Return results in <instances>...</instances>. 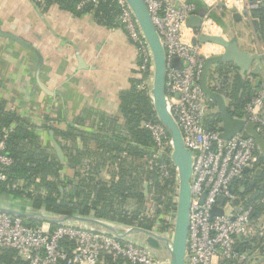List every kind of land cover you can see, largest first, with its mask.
<instances>
[{
    "label": "built area",
    "instance_id": "obj_1",
    "mask_svg": "<svg viewBox=\"0 0 264 264\" xmlns=\"http://www.w3.org/2000/svg\"><path fill=\"white\" fill-rule=\"evenodd\" d=\"M99 1L80 0L77 8L85 4L95 7ZM110 1L118 11L117 23L114 24L119 25L136 46L138 68L152 80V54L130 6L126 0ZM143 1L165 51L168 109L180 128L184 146L194 153L184 264H243L245 256L238 250L237 244L247 242L256 234V223L252 217L254 204L246 197L238 196L232 186L244 177L246 167L255 170L258 146L244 132L224 139L220 136V124L214 129L206 126L212 101L200 88L204 59L198 51L199 45L192 44L191 39L201 33L205 21L211 18H204L201 28L195 32L186 25V19L195 11L193 3ZM235 1L238 9L244 7L248 11L261 2ZM223 2L228 3L227 0ZM176 58L182 62L181 67L173 65ZM144 82L143 79L140 86H144ZM242 118L252 123L255 131L264 137L263 86L254 91L244 106ZM143 126L151 134L153 157L163 159L159 167L160 177H173L175 181L177 201L178 172L171 160V138L158 119L146 121ZM9 129L0 133V181L6 179L5 169L12 163L5 151ZM220 196L223 202L218 201ZM213 208L222 209V213L212 214ZM168 218L172 219L169 222L173 225L174 216ZM172 231L173 226L165 233L171 236ZM0 248L15 249L19 258L27 264H167L166 259L158 257L146 245L130 237L66 224L49 229L41 225H27L21 217L2 211Z\"/></svg>",
    "mask_w": 264,
    "mask_h": 264
},
{
    "label": "crops",
    "instance_id": "obj_2",
    "mask_svg": "<svg viewBox=\"0 0 264 264\" xmlns=\"http://www.w3.org/2000/svg\"><path fill=\"white\" fill-rule=\"evenodd\" d=\"M174 1L197 2L193 14H200L203 19L211 17L208 34L218 35L219 29L227 27L228 30H224L227 37L231 33L241 49L257 54L260 57L258 73L253 74L250 69L239 70V73L251 83L259 81L264 87V47L258 28L255 31L250 23L251 19H256L250 15V10L249 16L243 15L245 8L238 9L235 0H227L224 7L220 0ZM228 7L237 10L242 18L235 19V11H229ZM247 28L251 37L257 38L255 47L247 41ZM1 33H13L32 47L23 46ZM35 50L40 53L41 60ZM138 63L136 46L117 24L102 23L92 13L77 14L55 1L39 6L34 0H0V105L34 126L40 145L48 151L55 152L53 140L67 148L97 149L95 140L83 136L102 134L110 137L114 131H119V125L123 123L120 96L131 88L132 81H143ZM50 126L61 131L71 127L81 134L74 138L55 136ZM60 162V178H72L73 167L65 156ZM85 162L89 165L90 159ZM87 168L84 166V170ZM257 168L263 174L264 166ZM258 177L250 175L249 179L255 180L256 184L243 186L242 190L243 196L259 191L252 200L248 197L253 203L264 202V180H258ZM98 178L109 182L111 176L102 168ZM0 204L35 210L27 198L9 194L0 196ZM254 220L256 234L247 242L237 244L245 256L243 264H264V203Z\"/></svg>",
    "mask_w": 264,
    "mask_h": 264
},
{
    "label": "trees",
    "instance_id": "obj_3",
    "mask_svg": "<svg viewBox=\"0 0 264 264\" xmlns=\"http://www.w3.org/2000/svg\"><path fill=\"white\" fill-rule=\"evenodd\" d=\"M55 1L61 6L77 14L91 13L102 23L114 24L118 11L110 0H100L95 7L85 4L77 8L80 0H43L36 2L41 6ZM195 10L197 2H193ZM102 12V13H101ZM250 15L258 19V35L264 47V0L258 7L250 9ZM117 23V22H115ZM147 73H143V79ZM142 80V79H141ZM139 80L132 81V86L120 96V113L123 123L119 131H114L110 137L102 134H87L84 139H93L97 149H79L76 146L67 148L59 143L65 158L73 167L72 178L61 179L59 169L61 162L55 152L48 151L40 145L34 126L29 125L18 114L6 110L0 105V133L9 129L5 140V151L12 159L6 167V179L0 181V196L12 195L30 200L35 210L62 216H84L116 221L123 224L137 225L145 229L164 232L170 228L168 213H173L176 205L172 202L175 189L173 177L161 178L159 167L163 159L149 158L144 150L151 149L152 138L149 130L142 125L144 121H156L151 98L146 90L138 87ZM209 85L227 99V108L232 117L242 118L244 106L252 97L254 91L260 88L259 81L251 83L242 77L239 69L232 63H218L208 76ZM212 106L215 104L212 101ZM112 120L116 121L117 118ZM206 126L214 129L220 124L217 112L210 113L205 120ZM55 136L74 138L80 135L70 127L61 131L50 126ZM123 129V130H122ZM146 152V151H145ZM258 166H264V159L259 151ZM147 158V163L135 164V159ZM90 159L88 165L85 160ZM150 162V163H149ZM84 166H88L84 170ZM102 168L110 174L109 182L98 178ZM255 176V170L244 174V178L233 183V190L243 197V186H249V177ZM264 180V172L258 180ZM148 182L149 193L154 202L151 215L144 208L145 196L143 182ZM249 202H251L249 200ZM253 203V201L251 202ZM254 218L263 207V203H253ZM22 221L27 225H41L51 228L54 224L46 220L34 218ZM0 264H27L17 255L15 249L0 248Z\"/></svg>",
    "mask_w": 264,
    "mask_h": 264
},
{
    "label": "water",
    "instance_id": "obj_4",
    "mask_svg": "<svg viewBox=\"0 0 264 264\" xmlns=\"http://www.w3.org/2000/svg\"><path fill=\"white\" fill-rule=\"evenodd\" d=\"M253 1L255 0H250V2ZM126 2L130 6L152 54L153 75L149 97L152 100L156 118L163 125L171 138V160L178 172V196L176 201L172 235L169 236L166 233L145 229L137 225L123 224L101 218L84 217L78 215H54L51 213H46L43 210H25L15 206H6L3 204H0V211L25 219L34 218L38 220H46L54 225L66 224L84 228H92L108 232L118 237H130L133 239L136 238L139 243L146 245L153 253L161 251L158 257L166 259L167 264H184L187 244L188 214L191 197L190 181L192 176L194 153L184 146L180 128L168 109L166 103L165 51L152 22L146 4L143 0H126ZM220 5L223 7L225 6L224 2H221ZM242 14L249 16V11L244 9ZM233 17L237 20L242 18L239 12H234ZM202 21L203 18L200 14H191L186 19V25L192 28L195 32H198L201 28ZM250 23L256 31L258 28V21L256 19H251ZM2 36L11 38L23 46L32 47L31 44L27 43L22 38L13 33H3ZM191 43H211L219 45L222 49V51L218 52L217 54H211L207 56L204 54L200 55L201 58L204 59V63L199 81L202 92L208 98H210L211 101H213L217 110L216 112L220 116V136L224 139H230L235 134L244 132L255 140L258 149L264 158V137L255 131L254 125L252 123L247 122L243 118L232 117L227 108V99L224 97V95L210 86L208 82L209 73L215 69L218 63H232L241 72L250 69L251 73L256 74L260 70V64L258 63L260 57L257 54H250L248 51L241 49L235 40H229L221 35L199 33L196 37L191 39ZM35 51L37 53L38 59L41 60L40 53L37 50ZM173 65L176 67H181L182 62L176 58L173 61ZM49 133L53 135V131L50 130ZM52 143L58 159L63 161L64 156L60 146L55 140H53ZM249 171L250 168L248 167L244 169V173ZM260 174L261 169H255V175L259 176ZM250 184L255 185L256 182L252 180L250 181ZM262 187H264V183L262 184ZM144 188L146 191V183L144 184ZM241 190H244V188H241ZM258 193L259 191L257 190L250 196L255 197V195ZM223 200L224 199L221 196L218 198V201L220 202H223ZM211 213L221 214L222 209L213 208Z\"/></svg>",
    "mask_w": 264,
    "mask_h": 264
},
{
    "label": "rangeland",
    "instance_id": "obj_5",
    "mask_svg": "<svg viewBox=\"0 0 264 264\" xmlns=\"http://www.w3.org/2000/svg\"><path fill=\"white\" fill-rule=\"evenodd\" d=\"M221 2H223V0H220ZM229 8V11L230 10H234L235 12H237V10H235V9H232L231 7H228ZM209 18H211L210 16H209ZM218 28H219V26H218ZM221 28V27H220ZM220 30V34H218V35H221V36H223V37H225V38H227V39H229V40H235L236 38H234V37H232V36H230V35H232L231 33H230V35H229V37H227L226 36V32L225 31H227L228 29H227V27H224V29H219ZM225 30V31H224ZM237 30V32L240 34V33H242L243 34V31H240V29H236ZM247 30H248V34H247V41L248 42H250L251 44H254V47L256 46V41H257V38L254 36L253 38L251 37V33L249 32V29L247 28ZM201 33H206L205 32V29L203 30H201ZM198 45H199V48H198V51H199V53L200 54H204V51L206 52V53H208L209 51H211V50H213L214 51V53H209V54H207V55H211V54H217L218 53V51H219V48H217V46H211V45H206V46H204L203 44H200V43H198ZM212 51V52H213ZM215 52H217V53H215ZM204 55H206V54H204ZM206 55V56H207ZM151 79L149 78V75L147 74L146 76H145V79H144V86H139V88H141V89H144V90H146V92H147V94H148V96H149V91H150V88H151V81H150ZM217 110H216V108H215V106H212V108H211V111L209 112V114L210 113H214V112H216ZM208 114V115H209ZM144 122H146V121H144ZM144 122H142V125H143V123ZM146 151V152H145ZM144 153L145 154H147V155H149V158H150V156H151V158H153V159H158L157 157H153V149H152V147H151V149H146V150H144ZM148 158V157H147ZM147 158L146 157H143V158H141V159H135V164H140V163H142V164H144V163H147ZM150 163V162H149ZM147 184V189H146V191H145V188H144V184ZM142 187H143V193H144V196H145V202H144V208H145V211L147 212V214L148 215H151L153 212H154V210H153V207H154V202L152 201V199H151V193H149V187H148V182L147 181H144L143 182V185H142ZM172 202L173 203H175V205H176V194H175V190H174V192L172 193ZM264 203V202H263ZM174 212H175V210H174ZM174 212L173 213H171V212H169L168 213V216L167 217H169L170 215H171V217L173 218V216L175 215L174 214ZM170 220H172V219H169L168 218V221H170ZM172 224H171V226H170V228H172ZM170 228H168V229H166L163 233H165V232H167ZM135 241H137L138 242V240H136V238H135ZM160 252L161 251H159V252H154L155 253V255H160Z\"/></svg>",
    "mask_w": 264,
    "mask_h": 264
},
{
    "label": "bare ground",
    "instance_id": "obj_6",
    "mask_svg": "<svg viewBox=\"0 0 264 264\" xmlns=\"http://www.w3.org/2000/svg\"><path fill=\"white\" fill-rule=\"evenodd\" d=\"M211 23H212V22H211ZM211 23H210V24H211ZM212 25H213V24H212ZM208 26H210V25H209V22H208V21H205L204 29H205V32H206V33L210 32V31L207 30V27H208ZM204 29H203V30H204ZM212 35H217V34H212ZM207 44H210L211 46H217V48H219V51H218V52L222 51V49H221V47H220L219 45L211 44V43H205L204 46L207 45ZM212 51H213V50L209 51L208 53H204V54L207 55V54H209L210 52H211V53H214V51H213V52H212ZM215 53H217V52H215Z\"/></svg>",
    "mask_w": 264,
    "mask_h": 264
},
{
    "label": "flooded vegetation",
    "instance_id": "obj_7",
    "mask_svg": "<svg viewBox=\"0 0 264 264\" xmlns=\"http://www.w3.org/2000/svg\"><path fill=\"white\" fill-rule=\"evenodd\" d=\"M243 178H244V177H243ZM243 178H242V179H243ZM250 181H252V180H249V182H250ZM254 181H255V180H254ZM249 185H251V184H249ZM247 193H248V192H247ZM251 194H252V192H249L248 194H245L244 198L246 197V198H247V199L245 198L246 200H248V199L251 198V200H252L253 197L250 196ZM248 197H250V198H248Z\"/></svg>",
    "mask_w": 264,
    "mask_h": 264
}]
</instances>
